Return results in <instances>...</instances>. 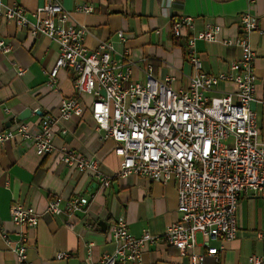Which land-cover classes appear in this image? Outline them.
Instances as JSON below:
<instances>
[{
	"label": "crops",
	"instance_id": "crops-1",
	"mask_svg": "<svg viewBox=\"0 0 264 264\" xmlns=\"http://www.w3.org/2000/svg\"><path fill=\"white\" fill-rule=\"evenodd\" d=\"M4 4L20 6L34 12L44 0H2ZM76 24L86 28L84 44L94 50L100 41L114 43L113 57L124 50L133 62L131 77L142 82L148 64L156 78L173 76V88H185L192 68L185 58L182 40L173 37L170 19L190 15L194 31L206 23L220 26L217 40L195 41L202 69L208 74L228 70L229 62L239 57V49L226 46L222 40L240 34V14L249 11L258 25L248 34L253 51L256 76L255 101L250 104L257 125L264 137V0H60ZM87 5L85 13L77 7ZM123 32L124 42L116 37ZM0 41L10 50L0 47V132L13 129L24 122L32 134L40 130V116L58 114L63 98L76 97L71 73L58 70L56 87L45 84L46 72L54 66L58 45L43 34L33 36L27 28L16 25L0 15ZM17 68L23 73L17 75ZM235 84L219 82L209 97L233 92ZM83 104L81 116H71L54 127L52 149L43 155L35 152L32 140L12 138L0 142V264H20L12 250L17 235L26 236V257L22 264H86L98 261L114 252L116 243L111 237L109 224L118 216L125 219L134 236L144 230L162 236L166 227L177 220V185L153 181L145 176L111 177L118 169L120 157L115 155V142L97 130L90 114L91 96H78ZM234 100V99H233ZM29 109L23 120L21 113ZM63 151H72L98 161L102 176L110 177V185L103 188L92 171L78 172L60 162ZM80 195L87 198L85 212H77L67 225L65 216H52L46 204L52 196L69 198ZM31 206L38 215L34 227L17 225L10 217L11 206ZM237 230L231 240L217 239L210 246L217 248L214 255H206L202 264H252L250 256L264 255V243L256 233L262 226V202L258 195L246 192L240 196L236 210ZM2 233L6 234L7 241ZM195 252H206L202 236L196 234ZM66 253L57 258L56 253ZM140 264H189V255H181L161 237L147 242L140 251Z\"/></svg>",
	"mask_w": 264,
	"mask_h": 264
},
{
	"label": "built area",
	"instance_id": "built-area-1",
	"mask_svg": "<svg viewBox=\"0 0 264 264\" xmlns=\"http://www.w3.org/2000/svg\"><path fill=\"white\" fill-rule=\"evenodd\" d=\"M77 8L85 13L92 11L87 5ZM0 15L27 28L33 36L43 34L58 45V56L46 72L45 84L55 88L58 70L65 68L73 77L77 94L60 101L57 115H41L37 134H32L26 123L19 122L13 129L0 132L1 143L12 138L32 140L38 155L50 152L54 127L59 126L65 133L60 122L82 115L84 107L78 96L86 94L92 98L89 109L96 129L115 142L114 153L120 157L119 167L111 177L134 174L157 182H176L178 217L162 236L148 230L134 236L125 219L118 216L109 224L116 243L114 252L86 264H140L141 248L160 237L181 255H189V264H202L206 255L217 253V248L210 246L211 241L235 237L236 210L240 196L246 192L261 199L262 226L256 237L264 243V137L250 107L255 101L256 76L248 38L258 25L249 11L240 14V34L222 40L226 46L238 48L239 57L229 62L227 71L217 74L202 69L195 41L217 40L220 26L206 23L195 32L192 16L171 17L172 35L182 40L185 58L192 68L187 86L176 89L172 86L173 76L156 78L150 64L144 71V81L133 80V62L126 56L127 51L118 54L122 60L119 62L113 57L115 48L110 40L100 41L94 50H89L84 44L86 28L73 22L60 0H44L41 7L30 13L0 0ZM116 37L119 42L125 41L121 31ZM0 47L10 50L2 41ZM23 71L17 68V75ZM224 81L234 83L235 90L218 97L206 94L214 92L217 84ZM60 162L78 172L92 171L103 188L110 185V177L100 174L95 158L63 151ZM87 203V198L80 195L52 196L46 211L52 216H65L67 225L73 228L70 219L77 212H85ZM10 217L15 224L26 227H34L38 222L31 206H11ZM197 233L202 236L206 252L194 251ZM16 235L12 250L22 264L26 236L23 231ZM2 236L9 241L5 233ZM55 256L65 258L67 254L58 252ZM249 261L264 264V255L250 256Z\"/></svg>",
	"mask_w": 264,
	"mask_h": 264
},
{
	"label": "water",
	"instance_id": "water-1",
	"mask_svg": "<svg viewBox=\"0 0 264 264\" xmlns=\"http://www.w3.org/2000/svg\"><path fill=\"white\" fill-rule=\"evenodd\" d=\"M30 113L29 109L24 110L21 115L19 116V119L23 120L27 117V115Z\"/></svg>",
	"mask_w": 264,
	"mask_h": 264
}]
</instances>
